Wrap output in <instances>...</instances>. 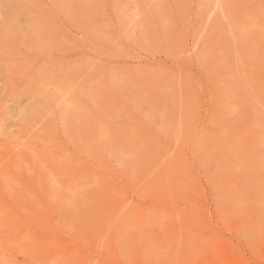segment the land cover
<instances>
[{"label":"rangeland","instance_id":"374dc122","mask_svg":"<svg viewBox=\"0 0 264 264\" xmlns=\"http://www.w3.org/2000/svg\"><path fill=\"white\" fill-rule=\"evenodd\" d=\"M0 264H264V0H0Z\"/></svg>","mask_w":264,"mask_h":264}]
</instances>
